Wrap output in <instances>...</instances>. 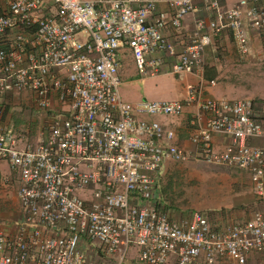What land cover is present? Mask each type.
Returning <instances> with one entry per match:
<instances>
[{"label": "built area", "instance_id": "built-area-1", "mask_svg": "<svg viewBox=\"0 0 264 264\" xmlns=\"http://www.w3.org/2000/svg\"><path fill=\"white\" fill-rule=\"evenodd\" d=\"M224 30L241 60L251 32L263 56L264 0H0V97L27 95L48 118L40 140L19 149L0 108V162L19 210L0 221V264H264V114L247 98H205L200 84L177 100L119 93L121 49L141 78H180L203 71ZM190 104L187 151L157 118ZM213 136L228 140L220 151ZM166 161L246 173L247 219L173 220L156 189Z\"/></svg>", "mask_w": 264, "mask_h": 264}, {"label": "rangeland", "instance_id": "rangeland-1", "mask_svg": "<svg viewBox=\"0 0 264 264\" xmlns=\"http://www.w3.org/2000/svg\"><path fill=\"white\" fill-rule=\"evenodd\" d=\"M232 43V40L228 39L227 46L222 49L215 44L212 47L216 62L227 64L222 80L230 86L231 92L235 96L232 99L247 98L256 107H259L258 103L262 102L259 100V96L262 92L264 93V53L260 58L261 62L259 60L258 72L251 66H247L249 70L243 68L242 71H239V68L234 69L231 66V64H238V62H231L236 54ZM166 77L177 79L169 75ZM169 79L164 80L168 81ZM141 85L142 82L141 84L121 83L120 94H126L129 97L135 86L139 87L138 91L141 95L139 100H150V97L146 96L147 92L154 95L161 93V99L165 98V93L161 91L163 88L161 79L152 81L148 87ZM248 92L251 94L249 97L247 96ZM0 99V108L3 110L2 123L12 132L15 129L23 135H34V144L40 140L48 118L46 114L36 112L31 105L29 96L5 95ZM250 187L247 174L237 169L194 161L181 163L166 161L160 170L156 189L164 204V209L172 212V219L176 221L178 217L191 211L214 215L219 211L227 210L226 205L230 200L238 198L240 195L252 198L254 200L252 207L255 203V196ZM14 191L15 188L9 187L6 189L4 197L0 198V213L15 212L17 202Z\"/></svg>", "mask_w": 264, "mask_h": 264}, {"label": "crops", "instance_id": "crops-1", "mask_svg": "<svg viewBox=\"0 0 264 264\" xmlns=\"http://www.w3.org/2000/svg\"><path fill=\"white\" fill-rule=\"evenodd\" d=\"M160 10H163V7L160 6ZM197 15H202V13H198ZM205 15V14H203ZM207 17V16H206ZM189 18L186 20L187 27L189 25ZM228 39L231 41L230 34L228 30H224L221 32L220 36L215 40V45L222 49L227 46ZM233 45V43H232ZM248 45L249 50L251 52V56L245 58L243 60L240 59L238 54H235V58L231 60V62H238V64H231L234 69L239 68V71H242L243 68L247 69V66L253 67L254 70L258 72L259 60L262 57L261 47L262 42L259 36L256 33L251 32L248 36ZM234 46V45H233ZM215 48V47H214ZM235 48V46H234ZM236 52V49H234ZM120 57V68H119V86L126 82L138 83L143 87H148L152 81H156L157 79H161L162 93H165V98L160 97L161 93L154 95L150 92L146 93V96L150 97V100H177L184 98V86L186 84L198 85L201 86V94L205 98H220L224 97L227 99H232L235 97L231 92L230 86L224 83L222 80V76L224 73V69L227 64L223 65V62L217 63L216 58H214V53L212 47L208 48L205 54L206 66L204 67L201 73L197 74H183L180 78L177 79H169L166 75H158L150 78H141L136 72L135 66L133 64V60L131 55L129 54L127 49H121L119 51ZM251 62V63H250ZM261 62V60H260ZM248 63V64H246ZM230 66V65H229ZM256 72V73H257ZM164 79H169L168 81ZM209 81H213L214 85H208ZM140 86V85H139ZM134 89L130 93L129 97L126 94H120V97L130 103H135L141 98L140 91H138L139 87H133ZM120 93V90H119ZM159 95V96H158ZM251 94L248 92L247 96L249 97ZM1 100V99H0ZM259 100L261 103H258L259 107H256L260 113L264 114V93L262 92L259 96ZM195 107L193 104H190L184 108L183 114L177 119H168V118H157V120L170 128L174 133L173 143L180 148H183L187 151L193 150L192 144L189 142L188 138L192 133L193 127L190 126V121L192 120V115L194 113ZM17 131V132H15ZM15 134L22 135L23 139L20 140L18 144L19 149H23L28 146L34 145L35 136L30 134H21L18 130L13 131ZM228 142L226 138H222L219 136H213L212 145L214 150L220 151L224 145ZM253 143L259 144L261 141H255ZM15 188L16 180L10 174L8 166L5 162H0V198L4 197L5 191L7 188ZM15 192V191H14ZM250 192V189H249ZM255 199V198H254ZM253 199L246 198L245 195H240L238 198L231 199L228 205H226L227 210L219 211L217 214L208 215L210 224L213 227H221L226 224L235 222V221H243L248 217V211L253 203ZM170 217L172 218V212L167 211ZM19 218V210L18 206H16L15 212H5V214L0 213V221H15Z\"/></svg>", "mask_w": 264, "mask_h": 264}, {"label": "clouds", "instance_id": "clouds-1", "mask_svg": "<svg viewBox=\"0 0 264 264\" xmlns=\"http://www.w3.org/2000/svg\"><path fill=\"white\" fill-rule=\"evenodd\" d=\"M256 108V107H255Z\"/></svg>", "mask_w": 264, "mask_h": 264}]
</instances>
